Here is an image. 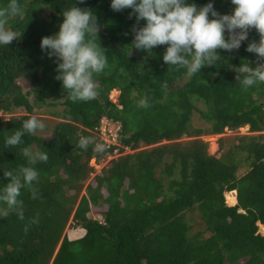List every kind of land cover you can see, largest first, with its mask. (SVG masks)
Returning <instances> with one entry per match:
<instances>
[{
	"label": "trees",
	"instance_id": "1",
	"mask_svg": "<svg viewBox=\"0 0 264 264\" xmlns=\"http://www.w3.org/2000/svg\"><path fill=\"white\" fill-rule=\"evenodd\" d=\"M190 2H211L220 14L234 7L231 0ZM20 3L24 16L10 17L7 25L19 37L0 45V114L11 116L0 117V187L8 183L4 172L27 165L23 148L44 151L48 160L35 165L37 198L22 190L23 220L12 212L3 216L6 205L0 204V264H264V82L244 88L236 71L264 63L246 50L259 42V33L252 30L239 49H217L215 65L189 76L184 67L164 63L167 45L150 54L135 49L133 28L146 21L130 18L131 9L114 11L111 0ZM7 4L0 0V7ZM73 6L96 15V41L108 57L105 71L95 76L97 97L75 103L56 79V58L41 49L42 38L59 31L63 11ZM21 78L31 82L34 102L18 84ZM115 90L118 105L110 101ZM144 97L147 108L138 104ZM50 98L63 107L53 114L60 121L51 139L38 131L21 145L5 146L35 116V102ZM16 110L26 115L13 117ZM196 115L210 128H196ZM104 120L121 126L120 145L97 153ZM245 127L251 135L234 139L228 149L220 140V151L209 155L203 137ZM81 137L94 143L82 149ZM143 144L149 149L140 150ZM127 149L134 153L118 156ZM109 159L92 178L95 165ZM226 194L237 200L234 207ZM95 210L104 222L91 217ZM195 211L204 232L193 233L188 214ZM71 222L75 228L67 233Z\"/></svg>",
	"mask_w": 264,
	"mask_h": 264
},
{
	"label": "clouds",
	"instance_id": "2",
	"mask_svg": "<svg viewBox=\"0 0 264 264\" xmlns=\"http://www.w3.org/2000/svg\"><path fill=\"white\" fill-rule=\"evenodd\" d=\"M231 3L234 6L231 14H220L211 2L198 7L190 0H111V8L116 12L131 9L130 18L135 16L137 23L146 21L144 26L133 28L132 46L135 49L150 54L155 47L167 45L164 63L184 67L187 75L192 76L206 66L215 65L221 57L217 49L229 52L239 49L253 28L260 39L250 43L246 50L257 54L259 61H264V0H231ZM24 14L20 0H8L5 7H0V45L8 46L19 37L16 31L7 27L8 20L10 17L22 18ZM63 17L59 31L42 38L41 49L49 58H56V79L62 83L72 102L91 101L98 95L95 76L108 66L104 47L96 41L98 20L91 9L77 6L64 10ZM226 32L229 34L227 37ZM236 71L242 74V78L238 76L237 79L244 88L264 82V63L255 68L242 64ZM138 104L142 108L150 106L147 97L139 100ZM45 127V123L33 115L5 139V146L21 145L25 135L34 136ZM93 143L92 137H81L78 146L87 150ZM93 150L102 153L106 146L95 143ZM22 152L27 165L4 172L8 183L0 187V204L6 205L2 215L6 217L12 212L21 220L24 219V201L20 198L22 190H30L32 198H37L34 182L38 183L39 172L35 165L48 160L44 151L25 147ZM97 165L103 164H96L95 169ZM97 172L96 169L92 178L98 175ZM32 223H38V218Z\"/></svg>",
	"mask_w": 264,
	"mask_h": 264
},
{
	"label": "rangeland",
	"instance_id": "3",
	"mask_svg": "<svg viewBox=\"0 0 264 264\" xmlns=\"http://www.w3.org/2000/svg\"><path fill=\"white\" fill-rule=\"evenodd\" d=\"M252 30H254V28L250 29L249 33ZM228 35L229 34L227 33L226 36H228ZM18 84L22 87L24 94H31L32 93L30 99L34 102L35 92H34V89H33L31 82H29L27 79L21 78L18 80ZM119 97H120V91L119 90L113 91V93H111V95H110L111 103L118 105L119 104ZM53 102L58 104V106L57 107L50 106V104ZM61 103H62V101L57 102V101H54V99H52V98L46 100L45 104H42L40 102H35V107H36L35 108V116L37 118L41 119L46 125V127L43 131L38 132V135L40 137L46 138L47 140L51 139L55 125L60 121V119H58L53 114L61 113L63 111V107L60 106ZM13 115H14L13 117L23 116V115H26V111L25 110H16ZM0 117L1 118L8 117V119L11 118V116H8V115L4 116L3 114H0ZM193 124L196 128H202L205 130L210 128L209 125L204 124L202 122V120L199 118L198 115L195 116ZM101 126L105 128V131L107 134V137L105 138L106 140L111 138V134H113L114 137L116 138V135H115L116 129H117L116 123H112V122L107 123V121L104 120V122H102ZM249 131H250L249 127H245V128H242L238 131H233V132L226 130L225 134H223L221 136H205L202 138V140L207 142L208 153H209V155L213 156V155H216L220 151V147H219V141L220 140H225L224 142L226 143V149H228L229 146L232 145V142H234V139L241 137V136L251 135L249 133ZM96 135L99 138L100 134L98 133ZM118 139H119V137H118ZM189 140H191V139L190 138H184L183 139L184 142H187ZM111 143H114V144L118 143L117 145H120V142H117L116 139L113 140ZM146 149H149V147H147L144 144L140 146V150H146ZM132 153H134V152L127 149L124 153H120V155H118V156L119 157L125 156V155L132 154ZM118 156H115L114 158H118ZM109 161H110V159L104 161L102 163L103 164L102 167L107 166L109 164ZM245 172H246L245 169L241 170L239 172V176H242ZM226 203H228L227 198H226ZM228 206L234 207V206H230V205H228ZM98 211L99 210L93 211V213H91V217L94 219L100 218L102 216V212H98ZM188 220L191 222V224L193 226V233L204 232L206 227L204 226V223L202 222L201 216H200L198 211H195L193 213L188 214ZM70 225H71V227L68 228L67 233L69 231H73L75 228L74 224L72 222ZM259 233L264 236V232L260 229H259Z\"/></svg>",
	"mask_w": 264,
	"mask_h": 264
},
{
	"label": "built area",
	"instance_id": "4",
	"mask_svg": "<svg viewBox=\"0 0 264 264\" xmlns=\"http://www.w3.org/2000/svg\"><path fill=\"white\" fill-rule=\"evenodd\" d=\"M107 121V123L109 122L108 120H106ZM104 122V121H103ZM117 129H116V133H115V135H116V138L114 137V135L113 134H111V138L110 139H105L106 137H107V134H106V131H105V128L104 127H102L101 126V129H100V136H99V138H100V140H101V143H103L105 146H106V148H110L111 146H113V145H117V144H114V143H111L113 140H115L116 139V141L118 142V133H119V131L121 130V126H117L116 127ZM103 165H97L96 166V169H97V174H100L101 172H102V170H103V168L104 167H102ZM101 222H104V220H103V218H102V216L100 217V218H98Z\"/></svg>",
	"mask_w": 264,
	"mask_h": 264
},
{
	"label": "bare ground",
	"instance_id": "5",
	"mask_svg": "<svg viewBox=\"0 0 264 264\" xmlns=\"http://www.w3.org/2000/svg\"><path fill=\"white\" fill-rule=\"evenodd\" d=\"M115 91H117V90H115ZM225 198H227V202H228L227 204L228 205L233 206V205H236L237 204L236 199L233 198L232 196H230L229 194H226L225 195ZM263 232H264V230H263Z\"/></svg>",
	"mask_w": 264,
	"mask_h": 264
}]
</instances>
